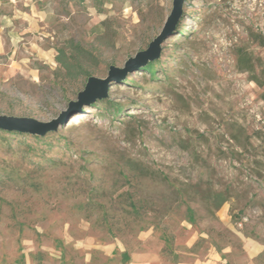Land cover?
<instances>
[{
  "label": "rangeland",
  "instance_id": "rangeland-1",
  "mask_svg": "<svg viewBox=\"0 0 264 264\" xmlns=\"http://www.w3.org/2000/svg\"><path fill=\"white\" fill-rule=\"evenodd\" d=\"M173 1L0 0V116L66 113L45 137L0 131V264H90L93 244L145 250L147 234L162 264H264V0H187L153 73L69 112L88 78L68 79L59 50L80 45L106 78Z\"/></svg>",
  "mask_w": 264,
  "mask_h": 264
},
{
  "label": "water",
  "instance_id": "water-1",
  "mask_svg": "<svg viewBox=\"0 0 264 264\" xmlns=\"http://www.w3.org/2000/svg\"><path fill=\"white\" fill-rule=\"evenodd\" d=\"M186 1L187 0L173 1L171 14L163 25L162 31L151 42L148 49L138 52L135 57H131L124 68L111 66L109 69V76L102 79L90 76L85 85V89L78 93L75 101L70 102L69 112L74 113V111L78 109L108 98L110 85L114 81H117L118 78H126L135 67L145 66L149 63L158 61L161 57L163 44L177 31L178 25L184 17V6ZM65 115L66 113L63 112L58 119L46 123L32 117L2 115L0 116V131L45 137L50 133L58 132L60 124L64 121Z\"/></svg>",
  "mask_w": 264,
  "mask_h": 264
},
{
  "label": "crops",
  "instance_id": "crops-1",
  "mask_svg": "<svg viewBox=\"0 0 264 264\" xmlns=\"http://www.w3.org/2000/svg\"><path fill=\"white\" fill-rule=\"evenodd\" d=\"M145 250H133L129 246L119 245L117 241H109L104 244H93L88 249L90 258L87 262L93 264L91 252L98 251L102 254L105 262L101 264H162L159 252V244L152 237V234H147L141 237ZM156 248V251H155ZM119 250V254H115ZM245 250L252 258L259 256L263 248L255 241H246ZM201 264H220L217 257Z\"/></svg>",
  "mask_w": 264,
  "mask_h": 264
},
{
  "label": "trees",
  "instance_id": "trees-1",
  "mask_svg": "<svg viewBox=\"0 0 264 264\" xmlns=\"http://www.w3.org/2000/svg\"><path fill=\"white\" fill-rule=\"evenodd\" d=\"M177 32V31H176ZM260 39H262V41L260 42L262 45L264 44V39L261 37ZM87 53L80 45L78 44H73L70 47V51H67L65 49H60L58 52V56H57V62L59 63L61 69L64 71V73H66V77L68 79L73 80L74 78H89L91 76V74L85 69L84 67V61L86 59ZM244 58V55L242 53H239V59ZM259 64L260 67H263L264 69V61L261 59H259ZM156 64L154 63H150L149 65H147L145 67V69L147 71H150L151 73L154 72V67ZM254 70L256 68H254V66L252 67ZM261 84V83H259ZM9 134H13V135H23L20 133H9ZM38 137V136H37ZM228 199L226 198H221V201L218 203L217 207L221 208L222 205L224 203L227 202Z\"/></svg>",
  "mask_w": 264,
  "mask_h": 264
}]
</instances>
